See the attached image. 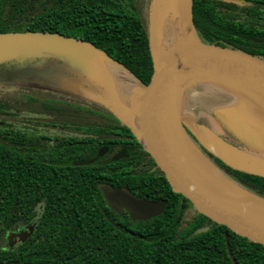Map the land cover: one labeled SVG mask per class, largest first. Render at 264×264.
Wrapping results in <instances>:
<instances>
[{
    "label": "trees",
    "instance_id": "16d2710c",
    "mask_svg": "<svg viewBox=\"0 0 264 264\" xmlns=\"http://www.w3.org/2000/svg\"><path fill=\"white\" fill-rule=\"evenodd\" d=\"M138 1L0 0V33L45 31L83 39L122 66L121 79L130 74L148 84L154 65ZM257 1L193 0V20L202 40L264 59V27L237 19L236 12L241 6L257 10ZM107 128L99 126L98 131ZM20 136L0 125V264H264L263 244L196 211L187 217L192 203L172 191L165 175L160 177L168 200L164 213L132 220L108 207L98 184L132 185L144 175L103 169L100 162L97 169H68L57 155L31 151ZM213 158L236 182L264 197V177ZM23 226L31 236L21 235L24 241L13 246L11 234Z\"/></svg>",
    "mask_w": 264,
    "mask_h": 264
},
{
    "label": "water",
    "instance_id": "95a60500",
    "mask_svg": "<svg viewBox=\"0 0 264 264\" xmlns=\"http://www.w3.org/2000/svg\"><path fill=\"white\" fill-rule=\"evenodd\" d=\"M154 2L151 8V25L156 31L159 27V37L166 40H173L175 37V44L166 53L162 54L156 50L154 53L157 33L154 34V28L153 33L152 28L150 29L154 71L148 84H143L132 75L134 80L130 83L121 79L116 72L114 74L105 69V73L104 68L93 60L91 53L99 56L101 54L119 66L121 71L122 66L93 44L62 33L2 32L0 63L9 59L19 61L37 54L42 56V53L46 52H82L84 57H87L83 63L89 68L88 80L95 88L91 89L90 93L125 123L132 119L131 126L135 134L164 172L172 189L186 197L196 212L264 245V208L224 191L202 170L184 142L186 140L194 146L222 176L243 191L264 201V197L240 185L215 164L185 128L187 124L210 156L218 158L232 169L264 177L262 159L233 154L232 148L215 127L201 123L185 104L188 91L202 88L200 84L195 85V82H215L216 86L220 85L224 90L216 92L225 95V99H234L236 103L231 109L222 110L217 118L232 125L243 137L257 140L264 146V59L241 49L204 42L193 20V0ZM175 7L179 9L174 10ZM182 29L193 34L194 44L178 45L177 37ZM84 70L86 72V67ZM214 78L226 79L229 83ZM124 86L129 89L122 90ZM127 103L130 105L127 106ZM180 103L184 118L178 111ZM102 155L103 151L92 159L77 160L75 164H89L100 159ZM99 189L109 208L115 212L125 209L133 220H148L159 216L166 207V201L143 198L124 186L115 188L109 183L101 182ZM226 241L229 255L236 263L228 239Z\"/></svg>",
    "mask_w": 264,
    "mask_h": 264
},
{
    "label": "flooded vegetation",
    "instance_id": "af4514ba",
    "mask_svg": "<svg viewBox=\"0 0 264 264\" xmlns=\"http://www.w3.org/2000/svg\"><path fill=\"white\" fill-rule=\"evenodd\" d=\"M253 6L257 7V10L251 9L250 11H245L244 6H241V9L236 11L239 15L237 19L244 20L252 25L264 27V1L254 2ZM29 88V91L26 92V104L29 103L31 106L27 107V114H25V111H19V108L11 111L0 108L1 126L10 127L16 132L21 133L22 136L20 137L25 136L31 151L41 150L44 153L47 151L49 155L52 154L51 156H59L62 158L61 161L67 164L66 168L68 169H80L78 166L83 165H93V169H97L98 166L96 164L100 162L104 167L103 169H118L125 174H129V176L130 174H133V176L137 174L144 175L140 183L130 185V182H128V185L125 184L118 187L124 186L146 199L154 201L164 200L167 207L168 200L164 198V194L161 192L160 179L161 174H165L153 157L146 151L143 142L135 134L131 126V116L129 123H125L100 102H89L84 105L74 101L69 104L71 100L67 101L64 98L65 92L58 87L36 85ZM127 88L124 86L121 89L126 90ZM35 90H38V93ZM46 92L52 93L54 96L49 97L45 95ZM123 94H126L125 91H123ZM45 97L50 98L52 103L40 102ZM129 105L127 103V106ZM99 126H106L108 128L99 132ZM123 127H127L130 132ZM185 128L199 148L215 164L222 168L214 160V156H210L200 145L196 135L187 124H185ZM101 151H103V155L100 159L89 164H75L77 160L92 159ZM112 160L120 164L113 165ZM170 187L172 189L171 185ZM172 191L174 190L172 189ZM43 202L44 200H40L37 203L38 206L42 207ZM192 210H194L193 206L187 209V217L194 215L190 212ZM125 212L128 214L125 209L117 213L125 216ZM28 233H30L29 227L23 226L18 232L11 234L13 238L12 245L18 246L24 241L21 239V235L28 239L31 236Z\"/></svg>",
    "mask_w": 264,
    "mask_h": 264
},
{
    "label": "rangeland",
    "instance_id": "374dc122",
    "mask_svg": "<svg viewBox=\"0 0 264 264\" xmlns=\"http://www.w3.org/2000/svg\"><path fill=\"white\" fill-rule=\"evenodd\" d=\"M154 1L157 0L138 1L145 26L149 32L152 28V33L153 28L155 29V27H152L151 25V8L152 4L155 3ZM178 9V7H175L174 10ZM173 11L171 13L172 15ZM157 28L158 31L155 29L154 34L157 33L156 36L158 38V44L157 46L154 44L153 52L156 50L157 52L163 54L174 46L175 37L173 40L161 38V36L159 37V27ZM155 46L157 49H155ZM86 58L82 52L73 51L71 54H69L68 52L58 51L48 53L46 52L44 54L42 53V56L37 54L34 57H28L26 59L22 58V60L19 61H13L12 59L2 61L0 63V108L7 111L16 110L19 108V111H25V114H27L26 109L31 105H29V103L26 104V92L29 91L30 86L36 85H47L50 87L52 86L61 88L65 92L64 98L67 99V101L71 100L69 104L74 101L84 105L89 102L99 103V99L96 98V96L93 97L92 93H90V90H95V88L88 80L90 78L89 68L83 63ZM84 66L86 67V72H84ZM105 69H108L109 71H116L113 70L110 65L105 67ZM113 73L115 74V72ZM98 90L100 89L98 88ZM35 91L38 93V90ZM203 91L213 90L203 88L202 86L199 92ZM45 95H48L49 97L54 96L49 92H46ZM40 102L52 103V100L45 97V99H42ZM194 112L199 115V121L212 126V113H202L201 111L197 110ZM182 117H185L184 113H182ZM39 209L42 210V207H39ZM190 212L191 214H195V210Z\"/></svg>",
    "mask_w": 264,
    "mask_h": 264
},
{
    "label": "crops",
    "instance_id": "0c3cea01",
    "mask_svg": "<svg viewBox=\"0 0 264 264\" xmlns=\"http://www.w3.org/2000/svg\"><path fill=\"white\" fill-rule=\"evenodd\" d=\"M125 75L128 77L127 80L133 83L132 81L134 80V78L129 74ZM117 84L119 86L122 85V83ZM199 91L200 90L196 89L188 91L185 98V104H187L189 111H192V113L197 118H199V115L194 112L196 110L201 111L202 113H212V126L215 127L214 129L218 133H220L223 139L228 143V145H230L233 150V154L244 156L247 158H258L264 161V146L261 145L259 141L250 140L243 137V135L237 133V130L232 125H229L226 122H221V120L217 118V116L219 117L222 110L228 108L231 109V107L236 104L234 99L230 97H227L225 99V95H221V93L216 91ZM222 100H224V102ZM220 102L223 103L220 104ZM200 122L205 125L207 124L202 121Z\"/></svg>",
    "mask_w": 264,
    "mask_h": 264
},
{
    "label": "bare ground",
    "instance_id": "6f19581e",
    "mask_svg": "<svg viewBox=\"0 0 264 264\" xmlns=\"http://www.w3.org/2000/svg\"><path fill=\"white\" fill-rule=\"evenodd\" d=\"M154 38H155V36H154ZM177 39H178V45H180V46H188V45H192V44L195 43V38H194L193 34L188 32L185 29H182V31L179 33ZM155 41H156L155 44L157 45V43H158V38L157 37L155 38ZM90 55H92L93 60L95 62L99 63L102 67H104V69H105V67L110 65L113 70H116V71H112V72H116V73H119V74L123 73L119 66H117L116 64L111 63L110 61L105 59L101 54H100V56L95 54V53H91ZM105 73H106V71H105ZM214 79L219 80V81H223L224 83H229L226 79H220V78H214ZM194 84L195 85L200 84L199 86H203V87H205L206 89H209V90H211V89L213 90L214 89V91H224L222 89L223 88L222 86H220V85L216 86L215 82L209 81V80H205L203 82H201V81L195 82ZM178 111H179L180 116H181L182 113H183L182 104L181 103H180V107L178 108ZM179 113H178V115H179ZM184 142L188 146L191 155L196 160L198 165H200L202 170L205 173H208L210 178L217 185H219L221 188H223L224 191L230 193L234 197L244 199V200H246V201H248L250 203L259 205L260 207L264 208V201H262L260 198L254 196V195H252V194H250V193H248L246 191H243L242 189L237 187L234 183H232L227 178L222 176L218 172V170L215 169L214 166H212V164L205 157H203V155L200 154V152L194 146H192L191 144L187 143L186 140H184Z\"/></svg>",
    "mask_w": 264,
    "mask_h": 264
}]
</instances>
